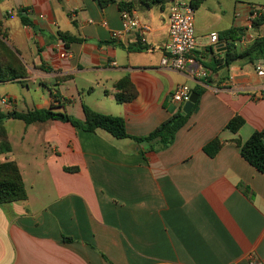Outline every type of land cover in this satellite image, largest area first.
<instances>
[{
  "label": "crops",
  "instance_id": "obj_1",
  "mask_svg": "<svg viewBox=\"0 0 264 264\" xmlns=\"http://www.w3.org/2000/svg\"><path fill=\"white\" fill-rule=\"evenodd\" d=\"M173 2L137 11L150 27L144 43L138 30L123 31L118 4L0 0L6 42L28 72L22 83L0 82L1 101L12 107L0 101L6 113L19 101L8 85L21 84L30 93L29 83L40 82L49 98L26 106H57L80 120L88 106L124 118L130 135L144 137L188 114L187 103L172 100L178 86L201 92L198 107L165 150L62 121L24 123L28 167L43 182L28 183L13 147L0 154V162L18 163L28 193L26 200L0 206V264H264V174L233 143L264 130V76L257 71L262 65L238 60L228 71L212 67L226 50L222 41L212 45L209 39L245 27L250 5L238 17V5L227 13L222 0H205L196 10V62L178 71L162 65ZM257 30L255 38L262 32ZM61 34L82 41L68 44ZM252 42L246 37L237 47L242 51ZM138 44L149 49L138 50ZM125 77L138 96L121 104L115 84ZM237 115L246 122L233 133L227 125ZM215 139L224 146L211 158L205 147ZM74 167L79 170H65Z\"/></svg>",
  "mask_w": 264,
  "mask_h": 264
},
{
  "label": "trees",
  "instance_id": "obj_2",
  "mask_svg": "<svg viewBox=\"0 0 264 264\" xmlns=\"http://www.w3.org/2000/svg\"><path fill=\"white\" fill-rule=\"evenodd\" d=\"M102 8H106L112 4H118L120 11L133 10H148L154 7L164 9L167 4L174 0H97ZM205 0H191L192 6L197 10ZM264 7V6H263ZM24 25H30V20L23 19ZM262 32L257 34V37L249 44L246 49L239 50L237 43L241 42L247 34L245 27H233L219 34V42L222 41V48H225V55L222 57V62L214 59V65L221 64L222 71L228 68L238 60H248L255 62V60L264 59V14L255 22V27ZM61 37L69 42H81L79 38H71L65 34ZM8 35L1 29L0 25V82H14L22 83L23 79L27 77L28 72L26 65L8 44ZM138 50H148L149 47L138 44ZM208 78V77H207ZM115 88L119 90L117 94L118 103H126L133 101L138 96V91L129 77H125L115 84ZM201 95V92L198 91ZM57 99V96L55 95ZM200 101L198 100L192 111L186 115L179 114L163 124H161L155 131L144 137H135L128 133L126 122L124 118L112 115H106L94 111L88 106H84L85 119L68 115L66 112L60 111L59 107L51 106L48 109H35L28 112H18L16 110L11 112H4L0 107V154H8L12 152V145L5 126L8 119L23 121L26 125L35 123H43L48 121H62L70 123L76 128L83 131L96 133L98 130L106 131L117 139H131L138 144L147 143L152 149L165 150L169 148L176 139L177 133L187 124L191 114L196 110ZM245 119L237 115L229 124L227 129L233 133H238L245 125ZM242 157L256 168L259 172L264 174V130L256 131L251 138L242 142L237 139L234 140ZM224 146L220 139H215L205 147V152L214 158ZM67 172H77L79 168H65ZM28 193L24 181L23 174L18 163L14 160L0 162V206L10 204L16 201L26 200ZM70 241V239H67Z\"/></svg>",
  "mask_w": 264,
  "mask_h": 264
},
{
  "label": "built area",
  "instance_id": "obj_3",
  "mask_svg": "<svg viewBox=\"0 0 264 264\" xmlns=\"http://www.w3.org/2000/svg\"><path fill=\"white\" fill-rule=\"evenodd\" d=\"M264 14V7L247 8V19L245 28L247 29L246 37L249 40L255 39V22ZM242 12L239 10L237 16L241 17ZM196 9L192 6L191 0H174L170 10L169 17V41L166 46V56L162 60V65L178 71H185L190 65L196 62L194 52L197 49L198 41L195 27ZM122 26L124 32L138 30L142 41L145 43L144 34L150 31V27L139 19L137 11H122ZM115 37H119L121 32L115 33ZM210 43L216 45L219 43V35L217 33L210 34ZM60 54L62 58L67 57V50L60 43ZM114 65H117L116 63ZM260 76H264V67L257 66ZM202 75H206L203 71ZM192 97L191 88L188 85L178 86L172 96V100L177 104L189 103ZM2 105L9 106L8 101L3 99Z\"/></svg>",
  "mask_w": 264,
  "mask_h": 264
},
{
  "label": "rangeland",
  "instance_id": "obj_4",
  "mask_svg": "<svg viewBox=\"0 0 264 264\" xmlns=\"http://www.w3.org/2000/svg\"><path fill=\"white\" fill-rule=\"evenodd\" d=\"M232 4H235L236 6L238 5L237 10H242L243 5L249 4L250 6L253 7H262L264 6V0H222V8L224 11H230V7ZM240 49V47H239ZM31 92L28 93L26 91V88L23 89L21 84H13V85H8L10 87V90L18 96V105L15 107L16 111L18 112H28L31 110L36 109L38 106H26V102L28 104L34 103L35 105H41L45 99H48L50 94L49 90L45 88L44 86L40 85V82L36 83H29ZM44 96V98H42ZM1 101V98H0ZM8 101V100H7ZM9 106H3L7 109H11V103L8 101ZM44 109L50 108L49 106H42ZM76 118V117H75ZM12 125L9 126V129H7L8 134L10 135V141L13 147V153L16 155V158L22 163L23 166V173L28 180V183L34 181L36 183H42L43 176H38V174H33V172L29 169L28 163L31 161L29 157L25 156L24 154V148L25 143L23 141L24 137V129H25V124L23 121L19 120H13ZM4 156L0 155V160L3 159ZM38 191L35 189L32 191V194L35 195L37 194Z\"/></svg>",
  "mask_w": 264,
  "mask_h": 264
},
{
  "label": "water",
  "instance_id": "obj_5",
  "mask_svg": "<svg viewBox=\"0 0 264 264\" xmlns=\"http://www.w3.org/2000/svg\"><path fill=\"white\" fill-rule=\"evenodd\" d=\"M256 32L259 33V30H257ZM254 63H255V64H261V65L264 67V59H261V60H255ZM198 98H199L198 94H196V93H193V94H192V97H191L190 102L186 104V107H185V113H189V112L193 109L194 105H195V104L197 103V101H198Z\"/></svg>",
  "mask_w": 264,
  "mask_h": 264
}]
</instances>
